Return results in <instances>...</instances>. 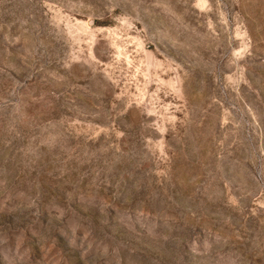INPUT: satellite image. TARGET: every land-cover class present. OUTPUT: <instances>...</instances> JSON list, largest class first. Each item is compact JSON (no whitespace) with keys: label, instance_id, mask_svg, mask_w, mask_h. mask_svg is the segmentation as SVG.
I'll return each mask as SVG.
<instances>
[{"label":"rangeland","instance_id":"obj_1","mask_svg":"<svg viewBox=\"0 0 264 264\" xmlns=\"http://www.w3.org/2000/svg\"><path fill=\"white\" fill-rule=\"evenodd\" d=\"M0 264H264V0H0Z\"/></svg>","mask_w":264,"mask_h":264}]
</instances>
